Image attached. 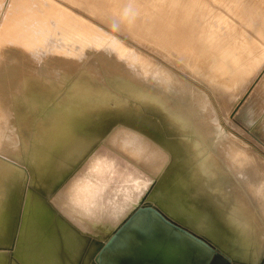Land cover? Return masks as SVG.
<instances>
[{
  "label": "bare ground",
  "instance_id": "obj_1",
  "mask_svg": "<svg viewBox=\"0 0 264 264\" xmlns=\"http://www.w3.org/2000/svg\"><path fill=\"white\" fill-rule=\"evenodd\" d=\"M83 1L102 7V18L122 25L118 30L144 49L111 38L51 0L35 1L34 16L22 11L23 0H0L1 54L8 43L0 57V148L15 162L0 157V264H79L81 235L56 217L47 198L102 141L158 182L107 242L92 241L82 264H207L209 248L170 231L163 218L209 237L234 261H260L262 159L224 131L216 106L228 114L245 97L243 63L256 64L258 44L241 31L240 43H226L225 33L236 35L247 25L264 36V0ZM213 5L236 15L239 29ZM179 16L199 25L173 35ZM37 41L50 60L63 58L43 73L35 62ZM7 123L14 128L5 141ZM65 194L75 196L73 188ZM56 203L95 222L65 200Z\"/></svg>",
  "mask_w": 264,
  "mask_h": 264
},
{
  "label": "rangeland",
  "instance_id": "obj_2",
  "mask_svg": "<svg viewBox=\"0 0 264 264\" xmlns=\"http://www.w3.org/2000/svg\"><path fill=\"white\" fill-rule=\"evenodd\" d=\"M35 1H38L39 3L41 2V4H47V1L49 0H23L22 11L26 15L34 16L39 13L38 10L40 5L35 4ZM51 1L56 3L58 6H60V8L64 12L72 13L71 15L77 16L78 19L80 17L79 19L80 21L86 24L90 22V25H93L94 27L103 30L111 38L112 37L118 38V40H124L126 44L139 47L142 50L144 49L143 45H140V43H137L135 39H133L132 34H126L121 30H118V29H124L122 25L118 24L121 26L120 27L102 18V16L98 13V11L103 10V9H99L102 7L98 6L96 8L94 4L91 6L89 2L85 3L83 0H51ZM18 6L19 4L15 3L13 5V8L16 9ZM213 6L215 7L216 10H218L217 11L218 13L225 16V18L228 21L230 22L232 21L233 23H235V26L237 27V29H239V26H241L240 23L241 20L238 19L240 21L239 22L237 20L236 15H232L231 13H228L223 7L221 8L217 5H213ZM103 8L106 7L103 6ZM1 14H2V9L0 8V15ZM86 21H88V23ZM193 23L198 24V21L194 22L193 20L190 19L189 20L182 19L179 16L177 18V21L173 23L174 26L173 35H179L182 33L179 27L181 28L189 27L190 30H192L194 25ZM3 24L5 26V22ZM112 25L117 28L115 29V27H112ZM242 26L240 28L241 30H238V33L236 35L231 32H226L225 42L227 43L228 41H230L237 43L239 41L240 43L238 37L239 36L241 37V32H244L245 34H247V36L250 39H252V37L255 38L256 40L255 42H257L258 44L256 49L259 55V59L255 65H253L252 59L250 58L247 63H243L244 66H247L246 69L248 70L245 73L244 79L242 80L241 83L242 84L241 88L243 87L245 92V97H243L244 99L243 101H241V104L235 106V108L232 107L233 109L230 108L228 114H226L225 111L226 109L222 106V104H217L216 107H217V113L218 114L221 113L220 114L221 118L222 119L224 118L223 119L224 131L230 136H232L235 140L243 144L244 146H247L249 148L251 147V149H254L255 150L254 153L259 157V159L260 158L262 159V160L260 159L261 160L260 166L262 169H264V165H263L264 163V36L261 37V35H258V33H256L255 31L254 32L250 31L251 29H249L250 27H248L247 25H246L247 27L245 25ZM153 27L154 26H150L149 29L155 30ZM106 30H108L109 32ZM253 33L255 36L252 35ZM78 39H79L78 35L72 38L73 41H78ZM6 44L8 43L2 44L3 54L0 53V57L4 55L7 49ZM32 45L38 47V49L40 50L38 51L40 52L41 55H39L38 56L39 58L35 60V62L38 64L37 72L39 73L46 72L45 68L47 67V65L49 64L53 65V63L55 64L56 61H60L63 59V58L54 57L53 59L50 60L51 57L49 55L50 51L46 47H44L43 44H40L37 41ZM46 45L48 46L49 43H46ZM70 47H72V45ZM70 47H68L65 50L70 49ZM220 47L224 48L223 46ZM46 50L48 51L44 53ZM257 53L254 55L255 57L257 56ZM3 76L0 77V79L2 78L0 82L5 81V78H3ZM1 86L2 85H0V87ZM18 98H21L20 95ZM16 105L20 106L19 110L23 108V103L21 101L18 102ZM7 106H11V103H9ZM12 110H14V107L12 108ZM251 112L253 113L252 117L250 116ZM9 124L10 123H7L4 126L5 129H8L6 130L8 133L4 138L5 141L8 135H12L11 129L14 128V124L13 125H11L12 123L10 125ZM120 124L127 126L130 125L129 123L124 121H122ZM1 143H3V139H0V144ZM110 148L112 147H110L108 144L102 141L96 153L91 157V159H89V161H87L83 165V167L80 170H78V172L74 175V178L73 177L69 178L61 187L56 189V191L53 193L51 197L47 198L50 208L53 211H55L54 212L55 215L58 213L56 217L59 220L63 218L61 220L63 223L67 224L68 226L71 225L70 227L76 230L79 236L81 235L80 236L81 239L78 246L79 253L77 255L78 258L77 262L79 264H82L83 263L82 260L85 258V256H87L92 251L91 248L93 247L92 241L102 240L104 242H107L108 239L111 237L112 233L116 230V228H118L121 225V223L139 204L143 203V200L148 196L152 188L158 182L157 176H155L152 173L149 174V172L145 171L139 165L134 164L133 162L125 158L117 150H115L114 148L112 149ZM0 157L5 161H10L15 163L14 160L11 159V156L7 155V153L2 148H0ZM98 159L99 162L97 161ZM78 180L80 183L78 182ZM70 188H73L75 192L74 198L71 199L65 194L66 189H70ZM57 200L67 201L69 204L72 205L73 208L78 209L81 212L92 216L95 222L94 223H89L88 221L86 222V220L80 218L78 215H75L70 210L58 206L56 203ZM176 225L182 227L189 234L194 235L196 238L201 239L202 241L206 242L209 245L213 243L214 246L212 245L211 246L217 251V253L212 258L210 264H226L224 263V260H226L228 256L217 248V246L219 247L217 243H215L207 236H201L207 240L209 239L208 241L211 243L210 244L205 239L195 235L192 231H189L187 228L179 224ZM221 240H223V238ZM219 248L221 249V247ZM221 250L224 251L223 249ZM224 252L227 253L226 251ZM61 253L64 254V251ZM219 254H222L224 257L221 259L219 257ZM236 259L245 262H250L253 264H258L263 259L260 264H264V255L263 258H261V260L258 261L257 263L244 260L243 258L240 257H237ZM233 264H244V263L236 261Z\"/></svg>",
  "mask_w": 264,
  "mask_h": 264
},
{
  "label": "water",
  "instance_id": "obj_3",
  "mask_svg": "<svg viewBox=\"0 0 264 264\" xmlns=\"http://www.w3.org/2000/svg\"><path fill=\"white\" fill-rule=\"evenodd\" d=\"M163 218V217H162ZM163 221H164V226L165 225H167V226H165V227H169V229H170V231H172V232H174V231H181V232H183V233H186V234H189L185 229H183L182 227H179L178 225H176L174 222H172V221H170V220H168V219H166V218H163ZM172 229V230H171ZM174 229V230H173ZM189 235H191L193 238H195L196 240H198L200 243H202L203 245H206L208 248H209V250L211 251V256H210V258H209V260H208V262H207V264H210L211 263V260H212V258L216 255V253H217V251L211 246V245H209V244H207L206 242H204V241H202L201 239H199V238H196L194 235H192V234H189ZM220 250V249H219ZM221 251V250H220ZM222 252V251H221ZM219 257L222 259L223 257H222V254H219ZM234 262H236V261H234L231 257H229L228 256V259L227 260H224V263H227V264H233ZM100 264H104L102 261L100 262ZM244 264H247V263H244Z\"/></svg>",
  "mask_w": 264,
  "mask_h": 264
},
{
  "label": "flooded vegetation",
  "instance_id": "obj_4",
  "mask_svg": "<svg viewBox=\"0 0 264 264\" xmlns=\"http://www.w3.org/2000/svg\"><path fill=\"white\" fill-rule=\"evenodd\" d=\"M222 257H224V256L222 255ZM227 259H228V258H227ZM227 259H226V260H227ZM226 264H227V263H226Z\"/></svg>",
  "mask_w": 264,
  "mask_h": 264
}]
</instances>
